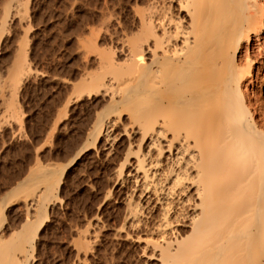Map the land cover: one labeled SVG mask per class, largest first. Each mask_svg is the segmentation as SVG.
I'll return each instance as SVG.
<instances>
[{"label":"bare ground","instance_id":"6f19581e","mask_svg":"<svg viewBox=\"0 0 264 264\" xmlns=\"http://www.w3.org/2000/svg\"><path fill=\"white\" fill-rule=\"evenodd\" d=\"M135 9L115 50L96 51L70 86L75 99H97L89 147L117 145L125 238L156 264H264V103L252 59L264 48V0H143ZM25 61L20 51L18 84ZM43 167L4 195L44 188L37 219L0 239V264H30L17 255L33 250L48 219L41 203L61 201L52 193L63 173Z\"/></svg>","mask_w":264,"mask_h":264},{"label":"rangeland","instance_id":"374dc122","mask_svg":"<svg viewBox=\"0 0 264 264\" xmlns=\"http://www.w3.org/2000/svg\"><path fill=\"white\" fill-rule=\"evenodd\" d=\"M43 1L38 0L39 4ZM141 1L62 0L59 29L52 43L59 42V48L42 59L56 67L48 69L29 60L31 42L38 38L32 36V0H0V24L6 20L7 28L0 41V239H9L26 217L37 219L40 200L36 195L44 188L37 186L34 196L28 198H4L5 193L35 165L50 168L48 176L63 173L58 190L52 193L61 201L44 203L42 199L48 219L33 250L25 246L24 253L17 255L19 261L27 256L30 264H156L145 261L137 244L121 230L128 184L114 182L120 162L117 145L110 150L89 147L97 99H75L70 87L94 65L96 51L115 50L121 31L131 25L132 12ZM20 51L25 53L28 75L18 84L11 70ZM254 57L253 91L264 103L260 82L264 48Z\"/></svg>","mask_w":264,"mask_h":264},{"label":"trees","instance_id":"16d2710c","mask_svg":"<svg viewBox=\"0 0 264 264\" xmlns=\"http://www.w3.org/2000/svg\"><path fill=\"white\" fill-rule=\"evenodd\" d=\"M61 4L62 0H44L42 4H39L38 0H32L30 16L32 25L35 28L32 36L38 35V38H34L31 42L29 60L34 64L38 63L40 67L44 65L48 69H56L55 66H48L45 62L42 63V59L49 57L51 52L59 48V42L52 43L59 29L58 9L61 8ZM50 16L53 17L52 20H50ZM51 31L53 32L49 37H43L45 33Z\"/></svg>","mask_w":264,"mask_h":264}]
</instances>
